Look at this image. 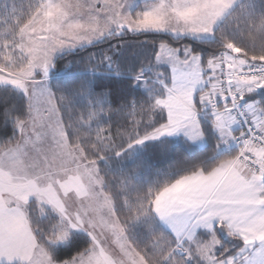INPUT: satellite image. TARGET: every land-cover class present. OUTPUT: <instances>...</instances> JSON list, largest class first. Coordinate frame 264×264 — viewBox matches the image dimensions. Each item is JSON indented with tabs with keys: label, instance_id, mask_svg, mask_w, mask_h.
I'll list each match as a JSON object with an SVG mask.
<instances>
[{
	"label": "snow or ice",
	"instance_id": "obj_1",
	"mask_svg": "<svg viewBox=\"0 0 264 264\" xmlns=\"http://www.w3.org/2000/svg\"><path fill=\"white\" fill-rule=\"evenodd\" d=\"M0 264H264V0H0Z\"/></svg>",
	"mask_w": 264,
	"mask_h": 264
},
{
	"label": "trees",
	"instance_id": "obj_2",
	"mask_svg": "<svg viewBox=\"0 0 264 264\" xmlns=\"http://www.w3.org/2000/svg\"><path fill=\"white\" fill-rule=\"evenodd\" d=\"M161 165L163 164V160L160 161Z\"/></svg>",
	"mask_w": 264,
	"mask_h": 264
}]
</instances>
